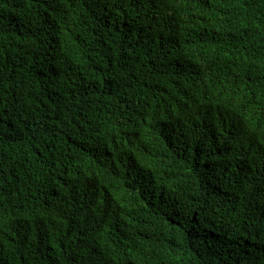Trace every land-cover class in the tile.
<instances>
[{"label":"trees","instance_id":"obj_1","mask_svg":"<svg viewBox=\"0 0 264 264\" xmlns=\"http://www.w3.org/2000/svg\"><path fill=\"white\" fill-rule=\"evenodd\" d=\"M0 264H264V0H0Z\"/></svg>","mask_w":264,"mask_h":264}]
</instances>
